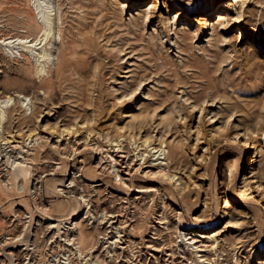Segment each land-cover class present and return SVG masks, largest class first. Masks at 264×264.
I'll return each mask as SVG.
<instances>
[{
  "label": "rangeland",
  "instance_id": "1",
  "mask_svg": "<svg viewBox=\"0 0 264 264\" xmlns=\"http://www.w3.org/2000/svg\"><path fill=\"white\" fill-rule=\"evenodd\" d=\"M45 1L38 2L46 6ZM52 1L57 19L56 0ZM60 1L74 33L78 63L62 84L47 91L33 88L32 81H38L36 63L27 69L22 57H10L8 48L0 45V91L34 100L32 113L16 104L3 123L0 159L8 161L4 165L0 161V241L7 232L22 236L27 212L35 211L39 216L51 213L53 218L68 215L73 223L64 228L72 227L73 232L78 226L74 221L93 231L96 240L94 250L85 256L87 264L96 258L116 264H264V120H257L264 119L260 112L264 111V0H252L243 15L230 12L223 43L214 29L226 0H82L72 10L66 0ZM29 2L37 14L41 8L32 0H0V38L23 33L21 13ZM12 7L16 11L10 13ZM146 9L154 19L142 25L138 14ZM175 13L176 22L171 23ZM199 16L207 18V28L191 37L192 27H203ZM243 19L249 32L244 35L234 22ZM184 29L188 37L182 41ZM157 56L166 60L163 80H144L135 95L122 97L145 77L144 72L153 70L160 61ZM64 127L76 132L58 136ZM196 127L201 129V143L193 146ZM243 129H248L247 139ZM29 132L33 136L27 140ZM144 139L147 144L137 147ZM159 142L164 160L154 159L158 153L152 147ZM171 149L176 156H171ZM22 155L30 158L28 171L16 179L11 162ZM163 173L174 175L173 180ZM73 176L76 181L69 185ZM67 189L73 192L67 195ZM224 198L229 202L227 212L221 210ZM75 206L74 218L70 213ZM19 211L23 216L17 215ZM50 222L55 221L41 225ZM60 232V237L53 232V241H38L47 257L57 243L77 254L75 245L63 241L64 229Z\"/></svg>",
  "mask_w": 264,
  "mask_h": 264
},
{
  "label": "bare ground",
  "instance_id": "2",
  "mask_svg": "<svg viewBox=\"0 0 264 264\" xmlns=\"http://www.w3.org/2000/svg\"><path fill=\"white\" fill-rule=\"evenodd\" d=\"M39 0H32V4L41 8L39 10V12L36 14L35 11L33 10V7L32 5L30 4L29 2V7L22 11V16L25 18V21L22 23V26H21V29L23 30V33H16L15 36L13 37H3V38H0V45L5 47V48H8V50H6L8 53H9V56L14 58V57H17L16 55H18L19 57H22L24 60H25V65H28L27 69H29L30 65H32V62H35L36 63V68H35V74H36V77L38 78V81L34 82L32 81V84L31 86L33 88H43L45 89L46 91L49 89L53 90L55 89L57 86H59L60 84H62V82L65 80V75L66 73L70 72L72 70V67L73 66H76L78 63H77V59H75L74 55L76 54V50L73 46V41L72 39H74L73 37V32L70 30L69 26L71 25V23H69L70 25H68L66 22L69 21L68 20V15L66 14V10L65 8H63L64 4L65 3H62L60 0H56V11H57V14H58V17L57 19L55 18V13H52L53 11H55V6H54V2H49L50 0H47L45 1L46 3V6L42 5L41 2H38ZM67 1V5L68 7L72 10L73 7H76L78 5L81 4L82 0H66ZM223 3H225L224 5H222L220 8H219V16H218V20H217V27L216 29H214V34L217 36H220L222 38L223 34L226 32L227 28L230 27L231 25V15H230V12L231 11H234L236 13H239V12H242L241 14L243 15L244 12H247L248 11V8L250 6V4L252 3V0H232L231 2H227L224 1ZM235 5L238 6V8L240 9H236L235 8ZM66 6V5H65ZM23 7V6H22ZM121 6H119V8H121ZM125 7V5H124ZM129 7V6H127ZM151 7V6H150ZM149 7V8H150ZM207 9L208 11H212L213 9V6L212 4H208L207 6ZM229 7L232 8V10L228 9ZM234 7V8H233ZM62 8V10H61ZM79 8V6H78ZM123 10H126L125 8L121 10V13L123 12ZM9 11L10 13H13L14 11H16V8H9ZM168 13V12H167ZM39 14H40V17H39ZM69 14V13H68ZM208 14V13H207ZM54 15V17H53ZM141 17L142 19V25H145L147 24V22L149 20H152L154 19L153 17H151V14H149L148 12V9H146L144 12H142L141 15L138 14V18ZM177 17V14L175 13V16L172 17V20L170 19L169 21H171V23H173V21L176 22V18ZM73 18V17H72ZM41 19V20H40ZM137 19V18H136ZM238 20H241V19H238ZM238 20H234V22H236V24L239 25V30H240V34H245L247 33V29L244 25V19L242 21H238ZM199 21H202L203 23V27L202 29H200L199 27L195 26V27H192L193 28V34H191V37L193 36H198V34H201L206 28H207V18L205 16H199ZM168 22V20H167ZM83 25V24H81ZM190 25V24H188ZM68 26V27H67ZM67 28H69L68 32H66ZM218 28V29H217ZM133 29V28H132ZM173 29V27L171 28ZM169 28H165V32L168 33V38H169ZM245 32H244V31ZM205 33V32H204ZM249 33V32H248ZM247 33V34H248ZM81 34V33H80ZM252 34V33H251ZM249 34L250 36V39L253 40V34L251 35ZM158 35V34H156ZM214 35V36H215ZM10 36V35H9ZM12 36V35H11ZM76 37V36H75ZM157 36H155L156 38ZM180 37H181V40L184 41L185 37L187 38L188 37V30L184 29V30H181L180 31ZM154 38V39H155ZM160 38V42H161V36H159ZM157 39V38H156ZM155 39V40H156ZM66 40V41H65ZM84 40V39H83ZM158 40V39H157ZM156 40V41H157ZM225 39H221V42L223 43ZM220 41V40H219ZM255 41V39L253 40ZM84 42V45L87 49V43L85 41ZM159 42V41H158ZM71 43V44H70ZM177 44V40L176 42H174ZM185 43V42H184ZM58 44V47H57V50H58V53L55 54L56 56L54 57L53 56V53H54V50L53 48L55 47V45ZM152 45H154L153 43H151ZM158 44V43H157ZM147 45V44H146ZM83 46V45H82ZM150 45H147L146 47H148V49L150 48L149 47ZM177 47H179V44H177ZM205 50V49H204ZM207 51H209V49H206L205 52L207 53ZM152 54V53H151ZM217 54V53H216ZM153 55V54H152ZM151 55V57H152ZM216 56V55H215ZM218 56V54H217ZM221 56V55H220ZM219 57V56H218ZM230 57V56H229ZM153 58V57H152ZM222 58V57H220ZM157 59L160 60L158 61V63H154L152 65V68L153 70H150L149 72H144L143 74V79H140L137 83H136V87L132 88L130 90V92L126 93L125 95H121L122 97H125L126 95H135V92L137 89H139L140 85L144 82V80H149L150 78H155L156 80H161L163 77L162 75V71L163 69H166L167 71V68H166V60L164 61L162 57L160 56H157ZM156 59V60H157ZM218 59V58H217ZM228 59V58H227ZM220 60H218L219 62ZM226 61V60H225ZM172 62H175L172 60ZM168 63V62H167ZM170 63V62H169ZM168 63V64H169ZM177 63V62H176ZM223 63V58H222V61H221V64ZM184 64V63H183ZM219 64V63H218ZM172 65H177V64H172ZM179 65V64H178ZM177 65V66H178ZM180 66V65H179ZM220 66V65H219ZM177 68V67H176ZM151 69V68H150ZM172 70V69H171ZM173 71V70H172ZM167 73V72H166ZM174 73V71H173ZM170 74V73H169ZM175 74V73H174ZM167 76V74H166ZM169 76V75H168ZM177 76V74H176ZM35 77V76H34ZM178 77V80H180L181 78L179 76ZM165 79L167 80V78L165 77ZM163 80V79H162ZM158 81V82H159ZM181 81V80H180ZM179 81V83H181ZM169 82V81H168ZM167 82V83H168ZM175 82V81H174ZM183 82V81H182ZM166 83V82H164ZM173 84V82L171 83ZM178 84V83H176ZM135 86V85H134ZM174 86V85H173ZM164 87V86H163ZM171 87V86H170ZM175 87V86H174ZM227 86H225L226 88ZM32 88V89H33ZM130 88V87H129ZM172 88V87H171ZM39 89V91H40ZM23 90V89H22ZM43 91V93H45L46 91ZM157 91V90H156ZM155 91V92H156ZM165 91V90H164ZM167 91V90H166ZM6 92V91H5ZM24 92H27V91H24ZM9 93V92H8ZM8 93H5L3 94V92L0 91V137H2V133L5 132V129H4V121L6 120V112H8L13 106H15L16 104L20 105V107L22 108H25L26 110H30V113H32V104H33V101L31 100V97L30 95H25V94H22V93H18V92H15L13 91L12 93L8 94ZM32 93V92H31ZM158 93V92H157ZM30 94V93H29ZM35 94V93H34ZM159 94V93H158ZM156 94V95H158ZM165 94V93H164ZM167 94V93H166ZM165 94V95H166ZM152 95V94H151ZM169 94H167L168 96ZM36 96V95H35ZM34 96V97H35ZM155 96V95H154ZM159 96V95H158ZM46 97V96H45ZM50 96H48L49 98ZM166 97V96H165ZM257 97V95L255 96ZM260 97V96H259ZM44 98V97H43ZM42 98V99H43ZM47 98V99H48ZM52 98V97H51ZM115 98H117L115 96ZM121 98V97H120ZM136 98V97H135ZM168 98V97H167ZM254 98V97H253ZM258 98V97H257ZM261 98V97H260ZM259 98V99H260ZM34 99V98H33ZM39 99V98H38ZM46 99V98H45ZM50 99V98H49ZM159 98L157 97V100ZM214 99V98H213ZM256 99V98H255ZM254 99V100H255ZM52 100V99H51ZM119 100V99H118ZM154 100V99H153ZM199 100V99H198ZM262 100V99H261ZM260 100V102H261ZM44 101V100H43ZM121 101V100H120ZM156 101V100H155ZM215 101V99H214ZM213 100L210 102H208L209 106H211L214 102ZM119 102V101H118ZM124 102V101H123ZM159 102L161 104V101L159 99ZM206 102V101H205ZM257 102V101H255ZM259 102V101H258ZM201 103V102H200ZM199 103V105H200ZM253 103V102H251ZM264 103V101H263ZM262 103V106H264V104ZM42 104V103H41ZM159 104V105H160ZM206 104V103H205ZM235 104V103H234ZM257 104V106H260V103L258 105V103H255ZM29 105V106H28ZM157 105V106H159ZM162 105V104H161ZM181 105V104H179ZM237 105V104H235ZM28 106V107H27ZM150 106V105H149ZM152 108H153V104H151ZM203 106H204V103L201 104V107H199V112H203ZM253 106V104H252ZM256 106V105H255ZM256 106V107H257ZM27 107V108H26ZM161 107V106H160ZM159 107V108H160ZM195 104L194 106H192L191 108H195ZM261 107V106H260ZM260 107H257L260 108ZM146 108V107H145ZM151 108V110H152ZM180 108V106H179ZM190 108V107H189ZM262 110L264 109L263 107H261ZM254 109V108H253ZM256 109V108H255ZM256 109V110H257ZM146 110V109H145ZM142 109V111H145ZM157 110V109H156ZM183 110V109H182ZM194 110V109H193ZM242 110V108L240 109ZM239 110V111H240ZM260 110V109H259ZM257 110V111H259ZM148 111V110H147ZM158 111V110H157ZM156 111V112H157ZM206 111V109H205ZM237 111V110H236ZM243 111V110H242ZM245 111V110H244ZM93 112V111H92ZM152 113H154V110L151 111ZM253 112V110H252ZM260 112H263L264 111H260ZM9 113V112H8ZM29 113V114H30ZM159 113V112H158ZM179 113V112H178ZM248 113V112H246ZM256 114V111L254 112ZM262 113V115L264 116V114ZM245 114V112L243 113ZM258 114V113H257ZM147 115V114H146ZM179 115V114H178ZM206 115V114H205ZM250 115V113H249ZM260 115V113L258 114ZM127 117L129 116L128 114L126 115ZM133 116V115H132ZM138 116V114H137ZM144 116V115H143ZM148 116V115H147ZM155 116V114H154ZM159 116V114H158ZM251 116H253L251 114ZM250 116V117H251ZM135 117V116H134ZM152 117V116H151ZM151 117H148V118H151ZM156 117V116H155ZM182 117V116H181ZM200 117V116H199ZM232 117V114L228 115V119H231ZM253 117H256V116H253ZM251 117V118H253ZM256 118H259L258 116ZM255 118V119H256ZM263 117L260 116V120L257 119L259 122L260 121H263L264 119H261ZM227 119V120H228ZM254 119V118H253ZM254 119V120H255ZM93 120V119H92ZM91 121V120H90ZM257 121V122H258ZM256 122V121H255ZM258 122V123H259ZM200 123V122H199ZM199 123H198V127H199ZM264 123V121H263ZM85 124V123H84ZM261 125V124H260ZM256 126V125H255ZM78 127V125H77ZM89 127V126H88ZM196 127L197 129H195L194 133H195V139H194V145L193 146H196L197 143L200 141V138H199V132H201V129L199 131V128ZM236 127V126H235ZM246 127V126H244ZM79 128H83V127H79ZM201 128V127H200ZM247 128H250V127H247ZM252 128V127H251ZM249 129L252 131V129ZM257 128V127H256ZM121 129V128H120ZM175 130V129H173ZM244 130V129H243ZM258 130V128H257ZM213 131V130H212ZM254 131H256V129H254ZM11 132V131H10ZM17 132V131H16ZM76 131L73 130L72 128L70 127H64L61 129V131L58 132V136H61L63 135V133H65V135H68V136H72L74 135ZM203 132V130H202ZM250 132V131H249ZM19 133V132H18ZM188 133V132H187ZM252 133V132H251ZM255 134V132H253ZM10 134V133H9ZM191 134V133H190ZM250 134V133H249ZM243 137L245 138V136L247 137L248 136V129L244 130L243 132ZM15 136V135H14ZM25 136L27 137V140L30 136H33L31 132L25 134ZM211 136V135H210ZM120 137V136H119ZM3 139V138H2ZM211 139V138H210ZM247 139V138H245ZM11 141H7L5 143H10ZM25 142V141H24ZM23 143V142H21ZM201 142H199L200 144ZM4 144V143H3ZM25 144V143H24ZM120 144V143H119ZM147 144V139H144L141 141L140 144H137V147L141 146L142 145H146ZM150 144V143H149ZM152 144V143H151ZM20 145V144H19ZM19 145H17L19 147ZM116 145H118V142L116 143ZM10 146V145H9ZM25 146V145H24ZM157 146L159 148H157ZM157 146H153L154 151L153 153H158L157 154V157L154 158L155 160H164L165 156H162L160 157L162 154H164V149H162V142L158 143ZM8 147V146H7ZM6 147V148H7ZM16 147V146H15ZM21 149L22 152H24V150H22L21 147H19ZM157 148V149H156ZM14 149V148H13ZM19 149V150H20ZM201 149V148H200ZM4 150V149H3ZM12 150V149H10ZM1 152V151H0ZM20 151H18L19 153ZM26 152V151H25ZM8 153V152H7ZM169 153V152H167ZM3 154V153H1ZM7 155V154H5ZM4 155V156H5ZM28 155V154H27ZM170 154H168L169 156ZM11 156V155H10ZM154 156V155H153ZM171 156H176L175 152H174V149H171ZM12 157V156H11ZM4 158H7V157H4ZM18 159H20L19 161H16V158L11 162V164L13 165L12 168L13 171L15 170L14 172V176L16 179H18V177L22 176V175H26L27 174V165H26V159H30L28 157H25V155H22V156H19ZM168 159V158H167ZM204 159V158H203ZM246 159V155L245 153L242 155V161L240 164L241 166L244 164V161ZM5 160V159H4ZM2 160V158L0 159V161H3V165L8 161V158L4 161ZM202 160V158H201ZM205 160V159H204ZM203 160V162H204ZM29 162V160H28ZM30 164V163H29ZM156 165H164V163H161V162H158ZM238 173L237 172V168L234 169V173ZM13 173V172H12ZM10 174V172H9ZM30 174V173H29ZM163 175L167 176V179L169 180H173L174 178V175L172 174H167V173H163ZM76 181L74 176L72 177L71 181L69 182V185L70 183ZM77 183V182H75ZM86 184V183H84ZM87 185V184H86ZM83 186V185H82ZM62 190V189H61ZM60 190V191H61ZM80 190V189H79ZM57 191V190H56ZM59 191V190H58ZM57 191V192H58ZM71 191L73 192V190H69L68 189L66 191H64L65 193H67V195L69 193H71ZM55 193V192H54ZM60 194H62L60 192ZM58 196V195H57ZM75 196V195H74ZM60 197V196H59ZM65 197H69V196H66ZM81 197V196H80ZM70 198V197H69ZM80 200V198H78ZM72 200V199H71ZM223 204H222V208L221 209L223 212H227L226 210V205L229 204L228 200L226 198H224L223 200ZM77 202V201H75ZM81 204V203H80ZM88 205V203H87ZM22 206V205H21ZM25 208V206H24ZM77 208L78 206H75L72 210H71V213L70 215L72 217L75 218V216L77 215ZM27 209V208H25ZM24 211V210H23ZM23 211H19L17 213V215L20 217V216H23ZM27 211V210H26ZM44 210H42L43 212ZM46 211V210H45ZM37 212V211H36ZM26 213V212H25ZM50 213V212H49ZM67 213V212H66ZM105 213V212H104ZM28 216H27V220H26V223H27V230L22 234H15V233H6L5 235H7L6 238H3L1 241H0V264H16L14 263V259L15 258L16 260H19V262L17 264H39L42 262V264H80L79 261L80 260H83L85 259V256L88 254L87 252L92 250L93 249V246L95 245L93 243V239H94V236L92 233H90L88 230H85L83 228V226H80L78 224V222L74 221V225L77 226V229L75 230V232H73L72 230V227L71 228H64L65 227V224H69L71 225L73 223V220H70L68 217V215L64 218H53L50 214H45V213H42L40 215L42 216H39V215H35V211L34 213H28ZM26 216V214H25ZM64 216V215H63ZM77 217V216H76ZM36 218V219H35ZM43 222H46V221H55V222H50L48 223L47 225L43 226L41 225V223ZM81 223V222H80ZM83 223V222H82ZM81 225H85V224H81ZM11 226V225H10ZM13 226V224H12ZM74 227V226H73ZM85 227V226H84ZM95 229V227H93ZM64 229V232L63 235H64V238H63V241L67 242L66 245H75V248H76V251H77V254L75 252H72L71 249H66L65 248V243L63 245H59V243H57L56 245V250L52 248V252L51 254L49 255V257H47L45 255L44 252H42L40 249V245H39V242L41 238H43L44 242L45 243V239H48L49 240H52V238L54 237V234L53 232H55L57 235L60 232V230ZM66 229V230H65ZM91 230V229H90ZM5 232V231H4ZM95 233V232H94ZM216 233H213L211 235V237H213L214 235H216ZM100 236V234H99ZM58 237H60L58 235ZM62 237V236H61ZM96 240V239H94ZM48 241V240H47ZM53 241V240H52ZM98 241V240H97ZM95 242V241H94ZM49 245V244H48ZM94 250V249H93ZM97 250V249H96ZM108 252V251H107ZM90 253V252H89ZM106 254V253H105ZM111 254V252H110ZM78 255V256H76ZM36 256H38L39 262H36ZM89 256V255H88ZM113 257V255H111ZM83 257V258H82ZM110 256H108L107 258H109ZM94 258V257H93ZM25 260V262H21L22 260ZM50 259V260H49ZM95 259V258H94ZM86 260V259H85ZM84 261V263H81V264H87V260ZM112 260V258H111ZM51 261V262H49ZM90 261V260H89ZM88 261V262H89ZM93 261V260H92ZM105 261V260H104ZM91 262V261H90ZM91 264H116L114 263L113 261H110L109 262H103L102 261H99L97 258L91 262Z\"/></svg>",
  "mask_w": 264,
  "mask_h": 264
}]
</instances>
